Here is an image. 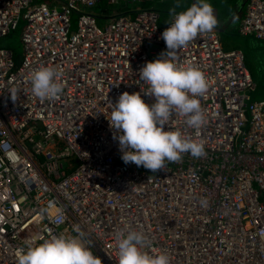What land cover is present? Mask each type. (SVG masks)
Listing matches in <instances>:
<instances>
[{"label": "built area", "instance_id": "obj_1", "mask_svg": "<svg viewBox=\"0 0 264 264\" xmlns=\"http://www.w3.org/2000/svg\"><path fill=\"white\" fill-rule=\"evenodd\" d=\"M102 2L0 0V37L23 9L28 19L19 63L0 46V264H17L30 239L60 234L118 264L121 230L143 232L145 250L167 253L170 264H264V99L249 102L256 83L244 51L225 49L213 31L176 52L209 82L200 98L206 123L197 135L173 113L165 130L202 141L206 156L184 154L157 172L125 164L111 112L124 92L155 102L139 72L167 50L161 36L174 16L163 30L152 8L119 11L101 25L106 16L94 7ZM240 32L264 39V0L248 1ZM42 67L62 71L60 99L33 94L31 75Z\"/></svg>", "mask_w": 264, "mask_h": 264}, {"label": "clouds", "instance_id": "obj_2", "mask_svg": "<svg viewBox=\"0 0 264 264\" xmlns=\"http://www.w3.org/2000/svg\"><path fill=\"white\" fill-rule=\"evenodd\" d=\"M174 21L162 33L167 50L161 58L149 61L139 72L140 79L149 85L144 94L155 98L149 105L141 92H124L114 104L109 119L114 139L119 141L122 160L157 172L165 170L167 162H179L184 154L195 158L206 156L205 145L180 130H165L173 113L186 117L188 127L199 130L206 123L200 98L204 97L209 82L204 72L194 64L177 62L176 52L186 47L198 35L213 32L219 21L213 6L207 0H197L186 11L176 14ZM62 71L42 67L31 75L33 94L41 101L58 100L64 90ZM13 102L19 98L16 87L9 89ZM49 209L42 211L50 212ZM79 231V229H75ZM37 244L27 241V248L17 252V264H102L99 256L78 238L53 235ZM118 264H170L167 253L150 254L145 249L150 242L143 232L121 230L117 233Z\"/></svg>", "mask_w": 264, "mask_h": 264}, {"label": "rangeland", "instance_id": "obj_3", "mask_svg": "<svg viewBox=\"0 0 264 264\" xmlns=\"http://www.w3.org/2000/svg\"><path fill=\"white\" fill-rule=\"evenodd\" d=\"M42 0H34L40 2ZM53 3L54 0H44ZM249 0H207L214 10L219 21V26L214 30L219 34L222 45L225 49L241 48L245 53V62L256 83L254 89L249 91V102L255 99H264V39L253 35H244L240 32V18L244 14ZM59 4L60 1H55ZM197 0H136L133 2L123 1L118 4H108L105 0L94 8L106 16L99 18L102 25L119 11H130L135 14L140 8H152L159 12V25L163 30L170 20L171 9L175 12L186 11ZM243 9L241 15L237 14ZM79 14L71 12L70 31L76 30ZM28 23L25 9L22 10L16 26L6 35L0 37V46L9 47L13 50V57L19 63L25 52L23 31Z\"/></svg>", "mask_w": 264, "mask_h": 264}, {"label": "crops", "instance_id": "obj_4", "mask_svg": "<svg viewBox=\"0 0 264 264\" xmlns=\"http://www.w3.org/2000/svg\"><path fill=\"white\" fill-rule=\"evenodd\" d=\"M246 10V9H245ZM243 13V9L237 14V16L238 15H241ZM244 13H245V11H244ZM244 15V14H243ZM243 15H242V17H243ZM242 17L240 18V19H242ZM241 21V20H240ZM240 24V23H239Z\"/></svg>", "mask_w": 264, "mask_h": 264}]
</instances>
